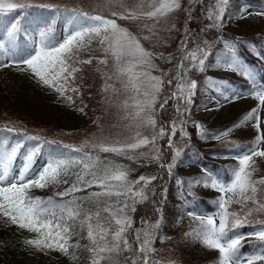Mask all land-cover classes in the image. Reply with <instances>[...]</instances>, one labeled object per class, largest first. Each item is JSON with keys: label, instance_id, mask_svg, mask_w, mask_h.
Listing matches in <instances>:
<instances>
[{"label": "snow or ice", "instance_id": "obj_1", "mask_svg": "<svg viewBox=\"0 0 264 264\" xmlns=\"http://www.w3.org/2000/svg\"><path fill=\"white\" fill-rule=\"evenodd\" d=\"M199 2L203 3V0ZM227 4L228 0H215L207 9L208 29H218L221 26ZM31 7L30 4L17 3L14 0H0V20L11 13H16L18 9L21 10L12 18L10 24L4 27L3 32H0V59L8 58L11 63L26 65L43 85L52 87L62 97L73 102L72 97L65 96V93L78 92V88L70 87L69 84L75 73L80 71L74 65L92 62V58L83 61L75 59L76 53L86 47L93 36L99 37L104 52L114 61L113 72L105 74L106 82L102 91L107 92L111 89L113 93L124 95L125 98L118 107L125 112L123 119L133 122L126 127L131 130L134 126L137 130L131 137V142L104 137L91 144L85 141L79 146L63 145L57 152L49 154L46 165L33 176L32 165L35 158L41 154L45 144L54 142L41 141L39 137L26 133H17L13 127L0 129L24 137L23 140L11 144L7 138L0 139V216L20 229L35 233L34 238L27 239L24 243L37 251L55 250L75 258L76 253L70 252V249L79 248L81 245L78 241L75 244L71 241L73 237L79 236L88 241L84 247L90 254V264H120L122 255L127 252H132L133 255L123 256V264H128L129 260L131 264H159L158 261L150 259V254L155 251L153 247V241L156 239L155 229L159 227L160 222L149 224L146 220L142 221L145 227L136 230L138 249L133 250L128 237L129 230L132 229V220L127 214L129 202L134 205L147 199L148 186L157 177L141 175L135 180H130L131 169L108 156L100 155L114 154L134 160L138 158L133 155L137 149L152 145L150 152L154 154L150 159L159 162L160 167H166L170 173L181 155V151L173 144V137H176L177 133L180 138L185 137L187 135L185 125L191 121L186 118L180 119L179 122L173 121L170 132H166L163 126L158 131L155 130L153 110L165 83L163 76L169 74L163 73L162 76L152 74L156 69L153 63L155 57L142 43V40H149L151 37L148 35L138 37L122 28L115 19L65 9L56 10L57 14L61 12L67 14L73 27L66 29L62 42L53 43L55 18L47 27L41 28L38 34H30L23 26L22 21L27 18V10ZM180 7V0H140L138 5L128 8L126 12H113L112 15L119 19L152 21L151 25L145 23L144 27L154 35V29L159 21ZM21 33L25 40H31L32 51L26 57L16 59L20 50ZM223 43L224 51L216 54L217 64L222 65L225 70L242 74L252 85V91L247 94L254 96L259 103L232 128L220 133L208 134L200 125L196 127L202 138L219 140L234 128L255 120L253 127L256 135L251 145L246 146L245 151L236 157L238 165L231 169L229 181L226 182L210 173L203 178L190 181V184L211 187L219 192L220 196L214 202L217 208L214 214L205 216L195 209L187 213L200 221V227L185 235L193 236L207 248L217 250L218 264H264V220L257 221L261 226L251 232L234 231L248 223L249 216L264 213V200L257 196L258 192H264V188L260 187L264 186V177L253 178V173L257 171L254 157L264 158V128L261 126L259 116L260 106H264V84H257L254 72L238 57L239 42ZM189 44L193 46L189 47ZM213 46V42L207 39L196 40L185 36L181 41V55L175 74L167 80V84L172 86L173 90L160 104L161 109L169 100L178 101L175 110L184 117L187 108L182 109L179 105H190L191 97L195 95L197 89V81L192 80L189 74L193 71H204L206 61L213 54L211 51ZM256 55L264 60V52H257ZM185 61L188 63L185 64ZM99 63L107 64L108 61L100 59ZM108 81L113 83L109 84ZM116 84H119V87H116ZM212 87L220 91L223 86ZM221 95L224 102L237 98L235 89L231 90V94L221 91ZM141 127H151L154 130L151 137L142 136L139 131ZM165 136L167 145L173 152L171 163L162 162V152L156 147L157 140ZM25 141L37 143L27 149L22 167L14 171L12 166L20 150L24 148ZM86 148L89 150L85 151ZM147 155L148 153H139V156ZM71 169H75V172L71 173L75 179L64 191L56 194L60 200L54 197L33 198L28 194L31 188L68 183L67 180L61 181L60 177L68 176ZM92 188L98 190L87 191ZM82 191H87V195H75ZM65 197L68 199H64ZM249 202L252 207H248ZM233 203L241 206L243 216L229 211ZM132 210L135 211L134 208ZM84 232L86 236L82 235ZM246 236L255 237L262 242L260 246L253 245L251 253L240 251V241Z\"/></svg>", "mask_w": 264, "mask_h": 264}, {"label": "rangeland", "instance_id": "obj_2", "mask_svg": "<svg viewBox=\"0 0 264 264\" xmlns=\"http://www.w3.org/2000/svg\"><path fill=\"white\" fill-rule=\"evenodd\" d=\"M234 1L237 0H228L221 26L218 29H208L209 21L206 19V11L215 3V0H203V3H200L199 0H180L181 7L170 13L166 18H162L154 29L155 34L153 35L144 27L145 23L151 25L152 21L119 19L112 15L113 12H126L128 8L138 5L140 0H14L17 3H26L32 6L37 5V3H46L54 7L61 6L64 9L70 8L76 11H83L89 15H101L104 18L115 19L122 28H126L138 37L150 36L149 40H142V43L155 57L153 63L156 65V69L152 74L156 76H162L163 73L169 74V76H163L165 83L153 110V116L156 120V131L162 126L158 124L159 111L162 110L160 104L163 103L166 97L171 95L173 90L172 86L167 84V80L171 75L175 74L176 65L179 63L181 41L188 35L196 40L207 39L213 42L214 46L211 49L213 54L206 61L207 66L204 71H193L189 74L192 80L197 81V89L195 95L191 97L192 102L190 105H179L182 109L187 108V111L184 112V117H181L175 110L179 103L178 101L169 100L168 104L163 108L170 107L174 109V121L179 122L180 119L186 118L191 122L185 125L187 133L185 137L180 138L179 133H177L176 137H173V144L176 149L181 151V155L171 173L167 169L169 180L165 198L167 201H164L162 206L158 208L159 219L167 218L165 223L158 220L160 223L159 227L155 229L156 239L153 241L155 251L150 254V259L158 261L159 264H176L177 261L187 264H218L219 253L217 250L209 249L199 239L185 235L199 228L200 221L187 214L191 210L186 206H179V203H184V198L181 196L182 187H180V182L185 178L190 193L206 198L213 197L217 200L220 193L211 187H204L202 184H190V181H194L192 178L197 177L195 179L197 180L208 174L206 169L202 168L196 161L193 162V159L201 156L205 162L215 164L233 162L238 164L236 157L241 155L243 151L235 155L214 154V151L218 148L236 145L238 142H249L251 145L256 135V130L253 127L255 120L241 127L234 128L227 136L219 140L202 138L196 127V125H200L202 130L208 134L220 133L225 128H232L234 124L241 121L259 103L254 96L247 94L252 91V87H250L249 91H243L240 87L233 86L225 80V78H230L235 81H241L237 72L225 70L222 65L216 66V64L211 62L217 53L224 51L223 42L226 40L223 38V34L233 35L238 39L237 41L246 37H260L264 44V15L260 14L264 13V0H253L259 4L263 3V5L245 4L238 8L237 13L231 15L229 12L231 8H236ZM198 8H201L200 11L204 22L199 28H193L190 20L193 12ZM20 12L18 11L17 13L19 14ZM196 18L198 17H193V19ZM63 38L64 36L58 41L62 42ZM99 40V37L93 36L91 42L76 53L75 59L83 61L92 58V62L88 64L82 63L85 66L82 67L81 72H76L74 79L69 82L70 87L78 88V92L68 91L65 93V96L72 97L73 102H69L52 87L43 85L31 70L27 69L26 65L14 64L11 63L10 59L4 58L5 66L0 67V110L5 113L0 122L11 127L20 125L23 130L28 131V133L31 132L30 134L39 137L40 140L56 141L62 146H79L84 144L85 141L91 144L104 137H109L111 140L119 139L131 142V137L135 135L137 129L134 126L131 130L126 127V125L133 122L123 119L125 112L118 107L125 98L124 95L122 93H113L111 89L107 92L102 91L106 82L105 74L113 72L114 61L110 55L104 52V46L100 44ZM248 43V46L239 43L242 55H245L247 60L262 65L264 68V60L259 59L256 55L259 51L258 45L253 42ZM192 46L189 44V47ZM262 50L264 51V46ZM100 59H106L108 63L100 64ZM187 63L185 61V64ZM80 64L77 63L74 66L79 68ZM213 76L218 79H213ZM108 83L111 84L113 81H108ZM257 84H264V82L258 80ZM213 85H222L221 91L229 94H231L232 89H235L237 98L230 102H224L221 91L214 90ZM116 87H119V84H116ZM259 116L262 122L261 126L264 128V106H260ZM139 131L142 136L151 137L154 130L151 127H141ZM165 138L167 136L163 139ZM163 139L157 140V148H160L161 140ZM150 149H152V145L137 149L133 155L138 158L133 161H137L139 164H148L154 161L150 159V156L154 154V152H150ZM88 150V148L85 149V151ZM141 152L148 153V155L139 156ZM25 153L26 151L20 150L17 156L20 159V163L17 162L16 168L12 166L14 171L22 167ZM171 155H173V152ZM186 157L192 162L186 160ZM171 159L172 157L169 163H171ZM254 160L256 161L255 167L257 171L253 173V178L264 177V158L254 157ZM45 165L46 162H42L39 166H36L33 170V176ZM129 179L133 180L132 178ZM63 184V182L50 184L45 188L37 189L54 195L62 190ZM260 187L264 188V186ZM257 196L264 200V192H258ZM248 207H252L250 202ZM216 211L217 209L212 213L203 214L205 216L212 215ZM229 211L240 213L243 216L239 204L233 203L230 205ZM168 214H170L172 219H170ZM259 215L262 218L255 215H252V218L249 216L247 218L248 223L264 220V213ZM146 221L149 224L155 223H151L149 220ZM143 227H145L144 224L128 233L129 240L132 245H137V249L136 230ZM1 228L6 230L11 236L15 235L20 239L35 236V233H30L12 225L2 216H0ZM252 242L262 243L255 237L246 236L240 241V245L241 243ZM17 260L19 264H74L70 257L55 250H44L43 252L27 251L24 255H18Z\"/></svg>", "mask_w": 264, "mask_h": 264}, {"label": "trees", "instance_id": "obj_3", "mask_svg": "<svg viewBox=\"0 0 264 264\" xmlns=\"http://www.w3.org/2000/svg\"><path fill=\"white\" fill-rule=\"evenodd\" d=\"M264 3V2H263ZM256 3L253 0H237L234 1V6H236V8H231V10L229 11L231 13V15H234L235 13H237L239 10L238 8H240V6L242 7L245 4H256L258 6L263 5ZM43 6H50L48 4H42V3H37V5L32 6L31 8H29L27 10V18L25 20L22 21V24L25 28H27V30L31 33V34H38L39 30L41 28L47 27L49 24H51L52 19L55 18V24L53 25L54 28V39H53V43L57 42L62 36L66 35V29H70L73 27L72 24L69 23V17L67 14L61 12L60 14H57L56 10H65L64 8H62L61 6H50V7H43ZM68 10H72L70 8H66ZM201 8L196 9L195 12H193L190 23L192 24L193 28H199L201 25H203L204 22V18L203 15L200 11ZM21 11V10H17ZM11 13L9 14V16L4 17L2 20H0V32H3L4 27L8 26L10 24V22L12 21V18L14 16H17L18 13ZM197 16L198 18L193 19V17ZM223 38L226 41H237L238 39L235 36H231V35H227V34H223ZM261 38L258 37H246L243 38V40H239L238 42L241 44H245L248 46V42H253L256 43L259 47V51L258 52H264L262 50V47L264 46V44L262 43V40H260ZM237 44V55L240 58L241 62L243 64H245L247 67H249L255 74L256 77V81H262L264 82V68L262 65H258L256 63H253L249 60H247L245 55H242L239 47L240 44ZM32 51V43L31 40H25L23 38V33H21V40H20V50H19V54L16 57V59H20L23 57H26L27 54ZM211 62L213 64H216V66L218 65L216 62V57H214L213 60H211ZM0 64L4 65V59H0ZM81 66H79V73L81 72V69L83 66V64H80ZM3 67V66H0ZM240 80L241 81H235L232 80L230 78H225V80H227L230 84H232L233 86H237L240 87L243 91H249L250 87H252V85L249 83V81L242 75L239 74ZM213 79H218L216 76L212 77ZM221 91V90H220ZM5 112L3 110H0V119H2L3 114ZM174 109H171L170 107H166L165 109H162L159 111V119H158V124L162 125L163 127H165V129L167 130V132L170 131V126L171 123L174 121ZM233 125V124H231ZM230 126V125H229ZM5 127H11L8 124L5 125V123H1L0 122V129H4ZM16 129L17 133H26L28 135H32L30 134L31 132L28 133V131L23 130V128L18 125L17 127H13ZM226 129V128H225ZM33 136V135H32ZM3 138H7L10 141V144L13 142H17L20 140H23L24 137L21 135H13L12 133H8L6 131H0V139ZM41 141H49L46 139H42ZM161 144H160V150L162 152V157L161 160L162 162L165 163H169L170 158L172 157L171 155V150L169 149L168 145H167V138L161 140ZM54 143L52 144H45L43 146V148L41 149V154L38 155L35 158V162L32 165V173L33 170L35 169L36 166H39L40 163L42 162H47L49 154L50 153H55L57 152L62 145L59 144L56 141H53ZM35 143H37V141H25L24 142V148H22L23 151H27V149L29 147H31L32 145H34ZM250 143L249 142H238L236 145H232V146H227L226 148H218L216 149V151H214V154L217 153H221L223 155H235L238 154L241 151H244L246 149V146H249ZM10 146V145H9ZM101 156H108L109 158L125 165L127 168L131 169V172L129 174V178H132L133 180L137 179L139 176L144 175V176H155L157 177V179L153 180L151 182V184L148 186L149 190L147 191V199L140 202V203H136V204H131V202H129L130 206L127 210V214L128 216L131 217L132 220V229H130L129 231H133L134 229L140 228L142 226V221L145 220H149L151 223L156 222L159 219L158 213L159 210L158 208L160 206H162V203L164 201H167L166 198V191L168 190L167 187L169 186L168 183V170L167 168H161L160 167V163L157 161H151L148 164H143V163H138L137 161L134 162L133 160H129L127 159L125 156H121V157H116L114 155L111 154H104L101 153ZM186 160H188L189 162H192V160L188 159L187 157L185 158ZM199 165L202 166V168L206 169L207 173L212 174L216 177L222 178L224 181H229L231 178V169L236 167L238 164L233 163V162H227L224 164H218V163H211V162H205L202 160L201 156H198L197 158L193 159V162H195ZM16 163V162H15ZM75 172V169H71L70 170V174L68 176H61L60 179L62 181L67 180L68 183H64L63 184V188L61 191H64L65 188L69 187L70 184L72 183V181L75 179V176L72 175L71 173ZM207 175V174H206ZM205 175V176H206ZM166 178H165V177ZM197 177L192 178V180L195 181ZM187 181L184 179H182V181L180 182V187H182L181 190V196L184 198V203H179V206L181 207H187L188 209H190L191 211H193L194 209L197 212H202V213H212L214 212L217 208L215 206V201L216 199L213 197H203L200 195H194L193 193L189 192V189L187 187ZM98 189L96 188H92V189H88L87 191H96ZM59 191V192H61ZM87 191H82V192H77L75 193L76 196H85L87 195ZM28 194L33 197V198H42V199H47L49 197H54L56 200H60L61 198L59 196H57L56 194H47L44 193L42 191H40L37 188H31L28 192ZM263 195V193H262ZM64 199H68V197H65ZM166 206V205H165ZM135 209V211H133L132 209ZM262 214V213H261ZM170 219L171 216L170 214H168ZM253 215L255 216H259L262 218V216H260L259 214L254 213ZM251 217V216H250ZM167 217H164L162 221V223L166 222ZM252 218V217H251ZM250 218V219H251ZM260 227V224H258L257 222H251L248 224H245V226L240 227L235 229L234 231L236 233H247L249 231H252L254 228H258ZM83 236H86V232L82 233ZM231 235V233H230ZM35 237V236H34ZM34 237H29V238H25V239H20L18 237H16L15 235H10L8 232H6V230H4L3 228L0 229V264H19L18 260H17V256L18 255H24V253H26L27 251L30 252H43V251H37L34 247L26 245L24 242L27 239H31ZM77 241L79 242V244L81 245V247L76 248V249H70V252L74 251L76 253V257L73 258L70 255H66L67 257H70L71 260L73 261L74 264H90V259H89V253L86 250V248L84 247L85 245L88 244L87 239H81L79 236L73 237L72 239V243L75 244L77 243ZM253 245L256 246H260L261 243L259 242H252V243H241L240 245V251L242 253H251L253 251ZM133 250H137V245L133 244L132 245ZM133 253L132 252H127L124 253L121 257V261L120 264H123V256H132ZM167 263V262H166ZM128 264H131V260H129ZM176 264H187L185 262H178ZM189 264V263H188Z\"/></svg>", "mask_w": 264, "mask_h": 264}]
</instances>
